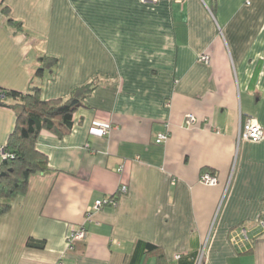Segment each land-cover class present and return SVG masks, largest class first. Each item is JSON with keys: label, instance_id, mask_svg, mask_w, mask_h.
Here are the masks:
<instances>
[{"label": "crops", "instance_id": "obj_1", "mask_svg": "<svg viewBox=\"0 0 264 264\" xmlns=\"http://www.w3.org/2000/svg\"><path fill=\"white\" fill-rule=\"evenodd\" d=\"M42 57L57 64L39 77ZM90 83L71 132L37 138L48 171L0 216V264H264V138L238 139L247 117L264 129V0H0V89L65 100ZM14 125L0 106V165Z\"/></svg>", "mask_w": 264, "mask_h": 264}, {"label": "trees", "instance_id": "obj_2", "mask_svg": "<svg viewBox=\"0 0 264 264\" xmlns=\"http://www.w3.org/2000/svg\"><path fill=\"white\" fill-rule=\"evenodd\" d=\"M2 12L8 15L7 8H3ZM8 24L16 29L21 28L19 23H14L11 19H8ZM39 62L40 67L36 71V76L40 77L45 71H52L57 59L42 57ZM95 87L94 83H90L74 89L65 100H43L38 87H32L26 93L0 89L5 94L4 99H0V106L8 107L15 112L13 131L3 148V153L8 157L2 159L0 165V216L9 212L14 200L25 196L32 175L48 171L46 156L36 149L39 134L46 131L59 138L68 135L73 127L74 114L79 108L84 107L85 99ZM5 100H12L13 103H5ZM121 195L118 190L110 198L117 204ZM30 244L31 242L28 241L27 245ZM142 247L148 252L158 251L157 247L150 244ZM169 264H194V259L183 263V257L180 255L177 260Z\"/></svg>", "mask_w": 264, "mask_h": 264}, {"label": "built area", "instance_id": "obj_3", "mask_svg": "<svg viewBox=\"0 0 264 264\" xmlns=\"http://www.w3.org/2000/svg\"><path fill=\"white\" fill-rule=\"evenodd\" d=\"M177 3H181L185 0H174ZM198 61L203 63L204 65H209V57L206 55H202L199 57ZM4 92L0 91V99H4ZM184 123L187 127H191L196 123V119L193 115L189 114L185 117ZM111 124L107 121L103 120H94L92 122L91 131L94 135L105 138L109 135L111 130ZM168 133L158 134L155 139V143L157 145H162L168 139ZM264 138V129L258 124L257 120L252 117H247L244 121L243 127L241 128L238 139L242 141H247L251 143H257ZM8 156L5 155L2 151L1 158L6 159ZM12 158V156H10ZM199 182L206 186H215L217 185V179L209 173H203L200 178ZM127 187L122 185L119 188V194H126ZM116 202L114 199L110 197L104 198L98 201H95L94 205L89 207L86 210V217L88 218L93 211L100 210L105 207H115ZM254 229L260 230L264 232V219L256 222L253 226ZM238 235L240 236L239 240L246 242L248 241L247 232L245 229H240L238 231ZM87 233L82 227H73L69 229V233L66 238V248L68 250H73L74 247L81 242H84L86 239ZM235 238L233 237V240ZM179 256H176L174 260H177ZM203 256L200 254L195 264H202Z\"/></svg>", "mask_w": 264, "mask_h": 264}]
</instances>
